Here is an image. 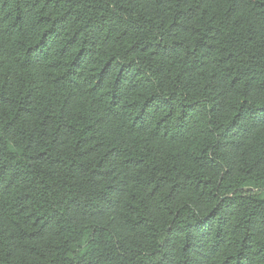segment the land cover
<instances>
[{"label": "trees", "instance_id": "trees-1", "mask_svg": "<svg viewBox=\"0 0 264 264\" xmlns=\"http://www.w3.org/2000/svg\"><path fill=\"white\" fill-rule=\"evenodd\" d=\"M264 0H0V264H264Z\"/></svg>", "mask_w": 264, "mask_h": 264}, {"label": "rangeland", "instance_id": "rangeland-1", "mask_svg": "<svg viewBox=\"0 0 264 264\" xmlns=\"http://www.w3.org/2000/svg\"><path fill=\"white\" fill-rule=\"evenodd\" d=\"M261 197L264 199V194Z\"/></svg>", "mask_w": 264, "mask_h": 264}]
</instances>
